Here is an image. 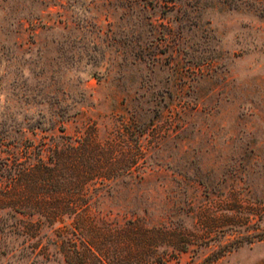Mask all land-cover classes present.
Segmentation results:
<instances>
[{"label":"rangeland","instance_id":"obj_1","mask_svg":"<svg viewBox=\"0 0 264 264\" xmlns=\"http://www.w3.org/2000/svg\"><path fill=\"white\" fill-rule=\"evenodd\" d=\"M87 133L88 227L0 210V264H264V0H0V161Z\"/></svg>","mask_w":264,"mask_h":264},{"label":"trees","instance_id":"obj_2","mask_svg":"<svg viewBox=\"0 0 264 264\" xmlns=\"http://www.w3.org/2000/svg\"><path fill=\"white\" fill-rule=\"evenodd\" d=\"M69 140L53 147L46 161L17 160L13 163L8 158L0 161V178L4 179L0 186L1 211L12 215V219L15 215L39 217L52 223L66 215L78 221L79 230L88 227L83 220L91 205V191L99 188L90 186L87 181L94 175L103 178L112 157L108 147L95 142L90 133L82 139ZM131 161L130 154L119 152L118 162L124 165L125 174ZM18 221L14 219V223L4 226L0 220V234L5 228L13 234L38 232L39 223L24 222L18 228Z\"/></svg>","mask_w":264,"mask_h":264}]
</instances>
